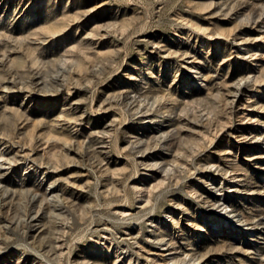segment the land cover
Segmentation results:
<instances>
[{
  "label": "rangeland",
  "instance_id": "1",
  "mask_svg": "<svg viewBox=\"0 0 264 264\" xmlns=\"http://www.w3.org/2000/svg\"><path fill=\"white\" fill-rule=\"evenodd\" d=\"M0 264H264V0H0Z\"/></svg>",
  "mask_w": 264,
  "mask_h": 264
},
{
  "label": "bare ground",
  "instance_id": "2",
  "mask_svg": "<svg viewBox=\"0 0 264 264\" xmlns=\"http://www.w3.org/2000/svg\"><path fill=\"white\" fill-rule=\"evenodd\" d=\"M238 87H239V86H238ZM253 143H255V142H252V144H253ZM238 181H240V180H237V185H235V186H236L235 189L238 190V191H242V190H243V188H242L243 184L240 183V182H238ZM251 194H253V193H251ZM233 216H240V214L235 213V214H233ZM247 230L250 231V232L253 231V233L256 232V230L251 229V228H249V227H247Z\"/></svg>",
  "mask_w": 264,
  "mask_h": 264
}]
</instances>
